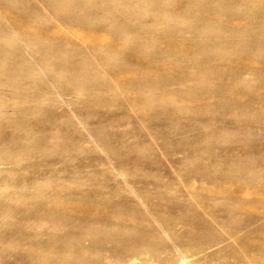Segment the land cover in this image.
<instances>
[{"label": "rangeland", "instance_id": "rangeland-1", "mask_svg": "<svg viewBox=\"0 0 264 264\" xmlns=\"http://www.w3.org/2000/svg\"><path fill=\"white\" fill-rule=\"evenodd\" d=\"M30 261L264 264V0H0V264Z\"/></svg>", "mask_w": 264, "mask_h": 264}, {"label": "bare ground", "instance_id": "bare-ground-1", "mask_svg": "<svg viewBox=\"0 0 264 264\" xmlns=\"http://www.w3.org/2000/svg\"><path fill=\"white\" fill-rule=\"evenodd\" d=\"M22 259H24V258H22ZM26 260V259H25ZM31 262H33V261H30V264H31ZM29 263V262H28ZM32 264H35L34 262L32 263Z\"/></svg>", "mask_w": 264, "mask_h": 264}]
</instances>
